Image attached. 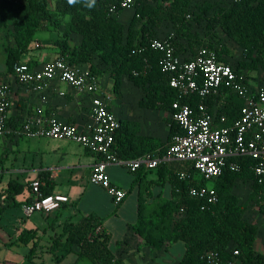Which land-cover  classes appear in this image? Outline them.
Returning a JSON list of instances; mask_svg holds the SVG:
<instances>
[{"label":"trees","instance_id":"16d2710c","mask_svg":"<svg viewBox=\"0 0 264 264\" xmlns=\"http://www.w3.org/2000/svg\"><path fill=\"white\" fill-rule=\"evenodd\" d=\"M49 2L0 0V29L10 24L13 28L12 43L5 47L9 73L15 64L21 62V57L31 51L38 31L59 29L67 16L70 19L65 23L66 30L54 42L58 58L75 66L88 65V74L95 78L108 73L114 81L116 93L120 92L123 80H128L143 93L139 102L141 108L170 111L176 100L191 107L202 101L198 95L180 97L169 87V75L159 68L161 54L149 46L157 38L170 39L178 56L188 49L196 55L202 45L208 46L215 50L219 61L234 68L244 84L242 71L264 70V0H137L127 24L120 20L124 12L118 16L107 15L108 0H96L91 9L85 6L84 0L72 5L68 0H55L52 9ZM217 31L224 36L220 37ZM71 34L81 37L79 47L69 46ZM224 37L241 50L242 59L236 68L227 58L224 59L223 53L229 55ZM181 41L186 47L183 48ZM204 103L217 117L226 116L228 124L239 117L243 105L237 95L225 90L217 98L208 97ZM132 125L119 120L113 149L121 160L165 154V145L155 138L137 136V128ZM178 133L181 131L177 124L171 122L169 142ZM233 161L239 164V171L227 169L212 183L203 181L191 163H185L189 170L184 179L180 178V173L174 172L168 177L170 200L161 201L147 214L139 209L138 220L131 232L144 237L146 244L155 249H161L168 240L172 244L183 243L184 254L178 264H264V250H256L258 226L245 219L248 206L240 203L235 193L240 181L248 182L252 199L264 203V178L261 182L254 178L250 158ZM196 185L213 187L217 202L212 205L190 197L188 191ZM22 190L19 184L10 183L6 192L0 193V201L4 196L9 199L20 194ZM42 192L48 195L45 189ZM173 211H179L178 220L169 231H163V228L159 231L161 223L168 222ZM99 226L100 221L94 215L80 217L76 222L68 220L48 246L39 244L36 231H23L17 240L24 246L32 244L21 264H45L37 261L44 253L54 256V264H62L65 256L72 252L76 260L71 264H82L83 261L88 264H125L109 248L110 234ZM155 228L158 235L153 233ZM58 250L60 257L55 256ZM234 251L238 252L237 255ZM210 254L216 257L209 260Z\"/></svg>","mask_w":264,"mask_h":264},{"label":"crops","instance_id":"0c3cea01","mask_svg":"<svg viewBox=\"0 0 264 264\" xmlns=\"http://www.w3.org/2000/svg\"><path fill=\"white\" fill-rule=\"evenodd\" d=\"M54 4L55 0H50L51 9ZM126 12L120 17L122 22L125 20L123 23L131 18L125 15ZM69 19L68 16L65 17L57 30L38 31L31 51L21 57V62L27 63L30 68L39 69L44 63L56 60L59 52L54 42L63 35L65 23ZM217 33L222 37L221 31ZM12 34L11 24L0 29V80L11 85L5 132L0 136V193L6 192L10 183L19 184L23 190L9 199L4 196L0 201V264L25 262V254L32 243L24 246L19 242L17 238L21 232L36 231L39 244L48 246L56 234L61 232L66 221L76 222L80 217L89 215L97 217L100 221L99 228L110 234L109 248L112 253L115 256L122 255L125 264H130L126 260V245L132 233L131 228L138 220L139 209L147 214L154 211L161 201L170 200L172 195L168 177L173 172L186 175L189 166L185 163L188 162L167 161L154 170L135 174L124 166L109 165L107 174L111 183L126 192L125 199L116 207L106 191L91 182L96 156L72 142L30 138L22 133V125L36 115L75 125L82 132L89 130L93 118L90 97L77 94L65 83L41 84L40 89L35 92L15 82L8 71L5 51L6 45L12 43ZM181 42L184 44L183 48L186 47V43ZM80 44L81 37L71 34L69 46L77 48ZM180 55L185 59L195 56L189 49ZM81 68L88 69V65H82ZM96 79L101 94L110 97L109 107L119 120L134 124L132 126L137 128V136L158 139L165 146L169 143L173 122L171 110L141 108L139 102L143 93L128 80H123L120 92L116 93L114 81L107 73ZM256 81L264 82V79ZM35 180L42 183V189L48 195L66 196L69 202L51 215H26L23 207L32 198L29 186ZM49 255H39L37 261L50 264Z\"/></svg>","mask_w":264,"mask_h":264},{"label":"built area","instance_id":"2783aa9c","mask_svg":"<svg viewBox=\"0 0 264 264\" xmlns=\"http://www.w3.org/2000/svg\"><path fill=\"white\" fill-rule=\"evenodd\" d=\"M136 1L108 0L107 15L118 16L121 12L131 11ZM149 46L161 54L159 68L169 75V87L180 97L198 95L202 99L195 107L177 100L172 102V120L181 133L172 137L163 156L146 154L135 160H121L113 149L119 119L109 107L110 97L101 94L97 79L88 74V69L71 65L62 58L44 63L39 69L20 62L14 65L11 74L17 84L35 92L41 84L62 82L77 94L89 96L92 126L87 132H82L75 125L36 115L22 125V133L30 138L72 142L96 156L91 182L101 186L116 207L123 202L126 192L111 183L107 174L109 165L124 166L135 174L141 169L154 170L167 161L188 162L203 181L212 183L227 169L239 171L240 166L234 159L250 158L254 178L261 182L264 178V87L250 90L239 80L234 68L219 61L215 50L206 45H202L190 59L176 55L170 39L157 38ZM141 51L138 50L139 53ZM10 90L11 85L0 80V136L5 132ZM222 90L237 95L243 102L239 117L230 124L226 116L217 117L204 103L208 97H219ZM185 177L180 175L182 179ZM29 187L32 198L23 207L28 216L34 213L51 215L69 202L66 196L44 195L39 180L32 181ZM188 195L207 204L217 202L216 191L211 186L196 185L189 189ZM237 253L234 251L235 255ZM213 257L216 255L210 254L208 259Z\"/></svg>","mask_w":264,"mask_h":264},{"label":"rangeland","instance_id":"374dc122","mask_svg":"<svg viewBox=\"0 0 264 264\" xmlns=\"http://www.w3.org/2000/svg\"><path fill=\"white\" fill-rule=\"evenodd\" d=\"M132 13L133 10L126 12L125 15L132 16ZM128 21H126L125 24H127ZM221 35L222 37L224 36L223 33H221ZM223 40L225 48L229 52V55L223 53L224 59L227 58L228 62L232 63L233 66L236 68L237 64L242 59L241 50L232 40H229L226 37H224ZM262 58L264 59V54L262 55ZM242 72L243 73H241V77L244 79L250 90L259 89L260 87L264 86L263 81H256V79H264V70L258 68ZM235 193L237 194L240 203H244L248 206V211L245 215V219L250 224L258 226L256 250H264V203L252 199V188L250 183L248 182L240 181L236 186ZM179 217V211H173L170 220L168 222L164 221L163 223H161L160 227L158 228L159 231H161V228H163V231H169L170 228H172L174 222H176ZM158 229H154L153 233L155 235L159 234ZM126 246H128V258H126V260H129L130 264H178L184 254V245L181 242L172 244V242H170L169 240L164 241L161 249H155L153 246H149L146 244L144 237L137 236L133 233H131L130 238L127 239ZM59 251L60 250L56 251V257H60V253H58ZM116 257L122 259V255L118 254ZM49 259L50 264L52 262H55L54 256L52 254L49 255ZM75 260L76 255L74 252H72L65 256L62 264H71L75 262ZM82 264H88V262L83 261Z\"/></svg>","mask_w":264,"mask_h":264},{"label":"clouds","instance_id":"9594fccd","mask_svg":"<svg viewBox=\"0 0 264 264\" xmlns=\"http://www.w3.org/2000/svg\"><path fill=\"white\" fill-rule=\"evenodd\" d=\"M78 0H68L70 5L77 3ZM85 6L88 8H93L96 4V0H84Z\"/></svg>","mask_w":264,"mask_h":264}]
</instances>
